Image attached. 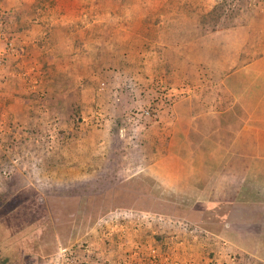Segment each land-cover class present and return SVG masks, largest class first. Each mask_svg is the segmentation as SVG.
<instances>
[{
    "label": "rangeland",
    "instance_id": "rangeland-1",
    "mask_svg": "<svg viewBox=\"0 0 264 264\" xmlns=\"http://www.w3.org/2000/svg\"><path fill=\"white\" fill-rule=\"evenodd\" d=\"M7 1L13 5L0 6V38L3 37L0 44L4 48V43L10 40L14 48L4 57L0 77L11 60L22 58L27 51L23 30L15 31L9 19L16 20L23 14L22 9H16L23 8L19 2L31 1L33 15L38 14V25L43 31L37 48H41L40 42L45 43L50 38L44 32L55 28L59 31H55L57 38L54 37L57 44L62 43L64 36L67 45L80 43L78 50L81 45L88 47L87 67L85 71H78L83 77L80 81L87 84L88 93L86 102L68 104L69 110L64 114L59 110L52 115L43 107L39 128L29 126L21 133H13L12 128L11 132L1 127L0 170L2 173L7 170V174L0 176V264H46L48 257L62 245L61 234H66L63 227L70 220L68 247L77 250L79 246L80 250L81 243L90 245L99 259L98 246L103 249L100 243L108 242L112 217L119 229L125 222L132 221L137 225L134 229L152 227L154 222L157 228L164 230L165 244H159L160 248H156L159 252L148 264H264L263 218L258 220L250 208L230 204L207 209L206 203L197 202L204 205L201 213L194 214L199 222L224 226L217 236L223 249L221 257L225 262H222L215 260L212 254L199 255L197 261L187 256L184 248H188L187 238L193 232H188L181 241L179 238L177 243L182 245L178 246L183 248L182 253L175 250L176 244H166L176 236L182 237L181 227L189 221L186 217L179 220L173 216L140 213L151 217H138L137 222L135 212L126 220H115L117 214L132 210L112 204L113 192L121 186L139 194L145 188L154 187L165 202L184 203L182 199L172 198L158 184L151 186L143 178L140 167L132 164L135 161L131 158L135 156L138 160L139 154L134 151L133 155L127 150L125 153L121 140L124 118L130 117L127 126L131 123L140 126L141 115L153 108L157 110L152 117L156 120L161 111L173 108L174 93L179 96V92L184 91L188 96L195 90L202 92L209 89L206 81H213L211 73L220 77L233 73L243 62L264 61V0ZM217 6L224 8V15L221 14L219 22H213L209 15ZM73 56L77 62L83 54ZM97 62L102 65L101 70L94 69ZM109 65L112 68L109 69ZM201 98L207 99L199 97L196 110L205 112L211 106ZM131 103L134 106L129 110L133 113L127 110ZM111 121L116 126L107 129ZM85 130L86 137H83ZM95 131H104L102 138ZM110 169H116L117 175L109 173ZM97 186L101 188L99 192H105L93 193ZM218 199L233 202L225 196L214 200ZM94 200L88 214V202ZM94 221L96 224L88 230ZM177 222H181L179 227ZM98 228L104 232V242L92 239ZM195 229L198 239L204 231ZM104 261L113 263L100 262ZM133 264H147V259L140 255Z\"/></svg>",
    "mask_w": 264,
    "mask_h": 264
},
{
    "label": "crops",
    "instance_id": "crops-1",
    "mask_svg": "<svg viewBox=\"0 0 264 264\" xmlns=\"http://www.w3.org/2000/svg\"><path fill=\"white\" fill-rule=\"evenodd\" d=\"M18 4L23 8L16 9H22L23 14L16 17V20L9 19V21L15 31L17 28L23 29L22 33L25 34L28 45L22 58L11 60L0 77V133L1 127L12 128L13 133H21L29 126L39 128L37 126H40L39 119L43 117L41 113L43 107L52 115L59 110L64 114L69 110L68 104L82 105L87 101V84L85 81H80L79 78L83 77L79 72L85 71L87 67L85 54L88 47L81 45V50H78L80 43H77V46L76 42L72 46L70 43L67 45V38L64 36L61 37L62 43L57 44L54 37L57 38L55 31L57 33L59 31L55 28L44 32L45 35L49 34L50 38L46 39L45 43L40 42L41 48H37V42L42 41L43 31L38 25L40 21L38 14L33 15L31 9L34 3L30 1V3ZM6 5L10 8L9 6L13 4L10 5L7 0H0L1 8ZM80 53L83 56L76 62L73 55ZM253 53L257 54V51L254 50ZM221 65L224 70V65ZM241 65L233 73H225L224 76L218 77V74L211 73L209 76L213 81H206L211 91L207 89L196 92L195 90L188 96L184 95L188 94L184 91L179 92V96L174 93L173 96L176 97H173L175 101L173 108L161 111L156 120L144 118L140 126L136 123L127 126L128 120L124 118L123 113L125 125L121 128V140L124 142L125 153L132 151L134 155L136 154L134 151H137L139 154L138 160H135V156L131 158L135 161L132 164H137L143 174L155 180L165 191H171L180 198H195V203L198 201L206 203L207 209L214 205L229 206L230 204L250 208L253 214L257 215L258 220H262L264 215V61L254 60L243 62ZM108 67L112 68L110 65ZM94 69H102L100 62L94 64ZM199 97H207L201 100L211 106L205 112L196 110L195 103L199 101ZM237 103L240 105L241 115L237 129L232 132L230 127L227 129L223 127L220 116ZM133 106L131 103L127 110H131ZM130 110L128 112H131ZM119 118L123 119L121 116ZM202 118L206 126L203 125ZM115 126L116 124L111 121L106 128L114 129ZM201 126H205V130L207 128L206 133L200 128ZM86 132V130L83 132V137H86ZM95 132L102 138L101 132L104 131ZM205 137L210 141L209 152L207 151L205 156L200 154V160L195 161L193 147L195 149L199 147L201 138ZM83 146L86 148V143H83ZM208 162L216 165V168L212 170V166H207ZM251 193L255 194V201L243 203ZM224 196L231 198L233 202L214 200ZM131 213L127 211L126 214ZM148 216L144 214L136 217L147 219ZM111 221V229L106 237L108 242L100 243L101 246L104 245L103 249L98 246L97 241H94L98 249H101L99 250L103 260L113 262L111 264H133L138 256L142 255L145 260L147 259L148 264L159 252L160 245L154 241V236L164 235V230L157 228L156 223L153 222L152 227L134 229L137 225L125 222L119 229V226L114 225V220ZM102 234L104 232L98 228L93 232L92 239H100L98 242H104L105 236L103 237ZM179 238L180 236H176L166 244L169 246L176 244L175 250L178 249L182 253L183 248H178L182 246L177 243ZM175 241L176 243H173ZM63 249L65 248L58 247L48 257L47 262L60 264L59 253ZM184 250L187 256L193 257L195 261L199 255H203L189 247ZM139 251L142 253H138Z\"/></svg>",
    "mask_w": 264,
    "mask_h": 264
},
{
    "label": "trees",
    "instance_id": "trees-1",
    "mask_svg": "<svg viewBox=\"0 0 264 264\" xmlns=\"http://www.w3.org/2000/svg\"><path fill=\"white\" fill-rule=\"evenodd\" d=\"M235 13V12H233ZM221 14L224 15V8L221 6H217V8H214V10L211 12V14L209 15L211 17V20L213 22H219ZM23 30V29H22ZM155 98V97H153ZM171 103V102H170ZM240 105L237 103L236 105H234L227 113L223 114L220 116L221 121L223 123V127L225 129L230 127V130L233 132L237 129L238 127V120L239 117L241 115V110H240ZM240 110V112H239ZM124 114H128L127 112ZM145 119H153V118H148L145 117L144 114L141 115ZM126 120H129L130 117L126 116L125 118ZM203 125H205L204 119H201ZM206 126V125H205ZM205 126H201L200 128L203 130L204 133H206L205 131ZM203 133V134H204ZM201 144L199 145V147H197L196 149L193 147V151H194V158L195 161L196 159H199L201 157H199L200 154H202L203 156H205V153L208 151L209 152V147H210V141L207 139V137L205 138H201ZM207 166H212V170H214L216 168V165H212L211 162L207 163ZM111 170V169H110ZM109 173H111L112 175L115 174V176L117 175V170H111ZM111 175V176H112ZM144 179H146L147 181H149L148 183L151 184V186H154V184H158L157 182H155V180H153L151 177L143 174ZM159 188H163L158 184ZM151 188V187H150ZM153 188V189H152ZM150 190L148 188L143 189L142 193H135V192H130L126 189H123L122 186L121 188H116V191L113 192V198H114V202L112 203L115 206H124V207H131L130 209L132 210V213L137 212L138 214H134L133 216L135 217V215L137 216H141L140 213H149V214H153V215H163V216H173L176 218H179V220H183L181 218H187L189 221H187L188 223H184L183 227H181V229H183V233L180 232L182 234V237L180 236L181 240L185 239L187 236L186 234L188 232H193L192 236H190L189 238H187V246L191 249L197 250L198 252L203 251V255L207 256V255H213L215 257V260L220 259L222 262H225L224 259L221 257V246L220 244H218L219 240L218 237L221 230H223L224 226L222 225H213V224H208V223H201L199 222L200 220L197 219V216H194V214H197L198 212L201 213L200 208H202V206L205 205V203L199 204L197 205V202L195 203L196 199L195 198H180V197H176L173 192L166 190L168 193H170L172 198H179L183 200V204L179 203V205L177 203H167L165 202V200L161 199L162 196H160L158 194V190L154 189V187H152ZM101 190V188H99L98 186L94 188L93 193L95 194H100V193H104L105 191L99 192ZM104 190V189H102ZM165 191V189H164ZM157 192V193H155ZM254 193H251L250 196L246 197L243 200V203L246 202H254L255 201V197H254ZM100 196L104 197V194H101ZM188 200V201H187ZM90 201V199H89ZM173 202V201H171ZM237 202H239L237 200ZM93 203H95V200L91 203L88 202V208L86 210V212H88V214L90 213L91 207L94 205ZM195 203V204H194ZM192 205H195L193 208L190 209V207ZM201 206V207H200ZM206 206V205H205ZM200 215V214H199ZM137 219V218H136ZM72 220L68 221L67 225H65V227H63L64 232H66L65 235H62V248H67L69 245L67 244L68 239L70 238V234H71V227H70V222ZM192 222H195L192 223ZM65 223V224H66ZM263 223H264V215H263ZM95 221L94 223L91 225V227L88 228L92 229L95 225ZM179 224H181V222H177V226L179 227ZM195 228H200L203 229V234L202 235H198V239L195 236V232L196 229ZM61 229V227L59 228V230ZM195 231V232H194ZM62 232V233H64ZM86 231H84L83 233H81L80 237H82L84 235ZM168 235L170 234V232H167ZM164 235H155L154 239L155 242H157L158 244H165V239H164ZM220 243V242H219ZM81 245H83V243H81ZM79 247V246H78ZM226 251V249H224ZM78 251V249H77ZM79 261H84L85 257H83L81 254H79L78 257ZM95 260L97 261H102V257L100 256L99 259L98 257H95Z\"/></svg>",
    "mask_w": 264,
    "mask_h": 264
},
{
    "label": "built area",
    "instance_id": "built-area-1",
    "mask_svg": "<svg viewBox=\"0 0 264 264\" xmlns=\"http://www.w3.org/2000/svg\"><path fill=\"white\" fill-rule=\"evenodd\" d=\"M1 43L3 42V37L1 36ZM14 43L12 41H8L7 43H4L3 46H5L4 48L1 47V44H0V68L1 66L5 63V55L8 54L10 51L13 50L14 48ZM4 58V59H3ZM154 112H157L156 109H147L144 113V116L145 117H148V118H152L154 116ZM1 170H0V176H1ZM6 175L7 174V170H4L2 175ZM118 217V218H117ZM128 217H130V214H117L116 217H115V220H118V219H127ZM137 222L140 221L139 218H137ZM111 220H114L113 217L111 218ZM132 222V221H130ZM82 249L79 250V247H78V251L75 250L73 247H67L63 250L60 251L59 253V256L61 258V262L60 264H108V263H105L104 262H100V261H97L95 260V257H96V252L93 250L92 246L90 245H81ZM79 254H81L83 257H85V260L84 261H79L78 257H79ZM46 264H54L53 262L49 261L47 262Z\"/></svg>",
    "mask_w": 264,
    "mask_h": 264
}]
</instances>
